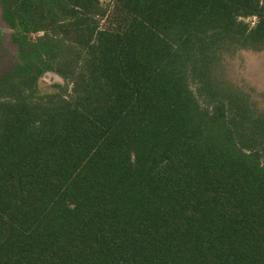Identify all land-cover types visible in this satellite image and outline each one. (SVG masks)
I'll list each match as a JSON object with an SVG mask.
<instances>
[{
    "label": "trees",
    "instance_id": "16d2710c",
    "mask_svg": "<svg viewBox=\"0 0 264 264\" xmlns=\"http://www.w3.org/2000/svg\"><path fill=\"white\" fill-rule=\"evenodd\" d=\"M0 15V264H264V112L215 74L264 49V0ZM45 72L69 90L39 93Z\"/></svg>",
    "mask_w": 264,
    "mask_h": 264
},
{
    "label": "rangeland",
    "instance_id": "374dc122",
    "mask_svg": "<svg viewBox=\"0 0 264 264\" xmlns=\"http://www.w3.org/2000/svg\"><path fill=\"white\" fill-rule=\"evenodd\" d=\"M245 21L252 25L254 18ZM9 33L10 30L0 15V74L15 60V48L10 42ZM215 74L228 86L248 95L253 106L264 112V49L238 48L224 54L216 67ZM69 88L70 85H66L65 81L53 72H45L38 80V92L41 94L62 89L69 90Z\"/></svg>",
    "mask_w": 264,
    "mask_h": 264
}]
</instances>
